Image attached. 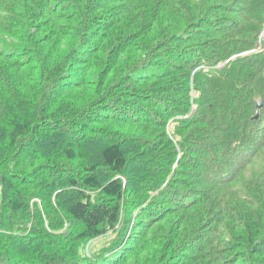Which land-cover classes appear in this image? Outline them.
Here are the masks:
<instances>
[{
  "label": "trees",
  "instance_id": "trees-1",
  "mask_svg": "<svg viewBox=\"0 0 264 264\" xmlns=\"http://www.w3.org/2000/svg\"><path fill=\"white\" fill-rule=\"evenodd\" d=\"M0 264H264V0H0Z\"/></svg>",
  "mask_w": 264,
  "mask_h": 264
},
{
  "label": "water",
  "instance_id": "water-1",
  "mask_svg": "<svg viewBox=\"0 0 264 264\" xmlns=\"http://www.w3.org/2000/svg\"><path fill=\"white\" fill-rule=\"evenodd\" d=\"M261 104V102H259V105Z\"/></svg>",
  "mask_w": 264,
  "mask_h": 264
}]
</instances>
